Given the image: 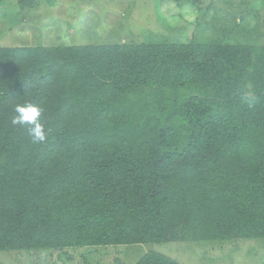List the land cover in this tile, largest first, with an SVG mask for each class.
<instances>
[{
  "label": "trees",
  "instance_id": "16d2710c",
  "mask_svg": "<svg viewBox=\"0 0 264 264\" xmlns=\"http://www.w3.org/2000/svg\"><path fill=\"white\" fill-rule=\"evenodd\" d=\"M23 103L44 108V142L12 124ZM249 239H264V46L0 48V252Z\"/></svg>",
  "mask_w": 264,
  "mask_h": 264
},
{
  "label": "rangeland",
  "instance_id": "374dc122",
  "mask_svg": "<svg viewBox=\"0 0 264 264\" xmlns=\"http://www.w3.org/2000/svg\"><path fill=\"white\" fill-rule=\"evenodd\" d=\"M264 46L262 0H2L0 48L84 44ZM264 264V239L0 252V264Z\"/></svg>",
  "mask_w": 264,
  "mask_h": 264
},
{
  "label": "clouds",
  "instance_id": "9594fccd",
  "mask_svg": "<svg viewBox=\"0 0 264 264\" xmlns=\"http://www.w3.org/2000/svg\"><path fill=\"white\" fill-rule=\"evenodd\" d=\"M13 111L15 113L11 121L13 125H27L28 134L34 143L45 141L47 133L41 122L43 107L33 103H23L15 105Z\"/></svg>",
  "mask_w": 264,
  "mask_h": 264
}]
</instances>
